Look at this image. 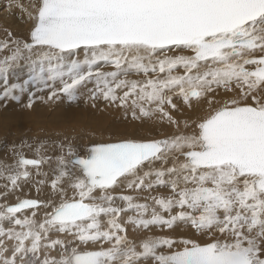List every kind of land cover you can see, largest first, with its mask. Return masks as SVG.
<instances>
[{"label":"snow or ice","instance_id":"obj_1","mask_svg":"<svg viewBox=\"0 0 264 264\" xmlns=\"http://www.w3.org/2000/svg\"><path fill=\"white\" fill-rule=\"evenodd\" d=\"M0 11V264H264V0Z\"/></svg>","mask_w":264,"mask_h":264},{"label":"rangeland","instance_id":"obj_2","mask_svg":"<svg viewBox=\"0 0 264 264\" xmlns=\"http://www.w3.org/2000/svg\"><path fill=\"white\" fill-rule=\"evenodd\" d=\"M2 9L3 7H1L0 5V10ZM1 12L2 11H0V13ZM14 108L15 106H13L12 104L10 105L9 111L7 114L0 113V116H1L0 119L3 118L2 121L0 120V143H1L0 144V158L2 156V153L5 152L3 151L4 143H7V144H11L13 142L19 143L23 139H28L29 141L33 139H43L46 136H51L54 132L58 130L60 126V122L58 120V116L60 112H57V115L55 116H51L53 112L47 110L46 107L43 105L39 106L37 108V111L33 113L34 114L33 118L30 117L32 113L19 112ZM37 116L41 118L36 119ZM18 117L20 118V120H22V122L18 120L19 119ZM108 121L115 122L117 120L111 119ZM106 138H107L106 134L104 136L98 135L96 137V139H106ZM78 142L84 143L85 141L81 139Z\"/></svg>","mask_w":264,"mask_h":264},{"label":"bare ground","instance_id":"obj_3","mask_svg":"<svg viewBox=\"0 0 264 264\" xmlns=\"http://www.w3.org/2000/svg\"><path fill=\"white\" fill-rule=\"evenodd\" d=\"M4 3H5V0H0V5H1V7H4ZM3 15V13L1 12L0 13V16H2ZM10 23H12V24H16L17 23V19H16V15H13L12 17H11V19H10ZM13 106H15L14 104H13ZM42 108V107H41ZM44 108V107H43ZM14 109H16V108H14ZM47 109V108H46ZM48 110V109H47ZM57 112H60V109H57V111L56 112H53L52 113V115L51 116H55V115H57ZM4 114V113H3ZM20 115V114H19ZM18 115V116H19ZM5 116V115H4ZM17 116V115H16ZM22 116V115H21ZM1 117V116H0ZM15 117V116H14ZM30 117L31 118H33L34 117V114L32 113V115H30ZM19 118V117H18ZM18 118H16V119H18ZM39 118H41V117H39V116H37L36 117V119H39ZM47 118H48V116H47ZM51 118V117H50ZM49 118V119H50ZM3 119V118H2ZM2 119H0L1 121H2ZM15 119V118H14ZM105 119L108 121V120H111V119H113V120H119V114L118 113H113V114H111V115H109V116H106L105 117ZM7 120H8V118H7ZM12 120H13V118H12ZM18 120H20V118L18 119ZM21 122H22V120H20ZM37 121V120H36ZM35 121V122H36ZM12 122V121H11ZM57 122V121H56ZM116 122V121H115ZM59 123V122H58ZM45 138V137H44ZM1 144V143H0ZM4 151V150H3ZM4 154H5V152H3L2 153V156H1V158L4 156Z\"/></svg>","mask_w":264,"mask_h":264}]
</instances>
